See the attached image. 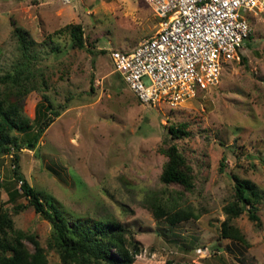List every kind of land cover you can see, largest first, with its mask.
Masks as SVG:
<instances>
[{"label": "rangeland", "instance_id": "1", "mask_svg": "<svg viewBox=\"0 0 264 264\" xmlns=\"http://www.w3.org/2000/svg\"><path fill=\"white\" fill-rule=\"evenodd\" d=\"M247 18L250 34L242 55L223 62L217 85L175 106H150L128 89L110 58L111 50L133 49L159 28L143 0H0V97L16 88L6 76L26 64L33 85L22 112L30 129L45 97L60 112L34 149L18 151L29 184L52 199L70 224L111 219L128 227L141 247L132 264H264V6ZM77 24L81 48L72 45L69 33ZM14 27L26 32L27 55ZM182 123L188 135L172 138L168 127ZM172 144L191 167L190 190L159 179L166 161L161 150ZM11 168L10 156L0 155V212L8 213L15 229L35 236L47 264H61L47 248L51 223L22 194L12 198L3 188L12 186ZM232 175L260 190V223L246 211L225 215ZM157 202L190 216L170 225L153 216ZM224 220L239 239L223 237Z\"/></svg>", "mask_w": 264, "mask_h": 264}, {"label": "trees", "instance_id": "2", "mask_svg": "<svg viewBox=\"0 0 264 264\" xmlns=\"http://www.w3.org/2000/svg\"><path fill=\"white\" fill-rule=\"evenodd\" d=\"M13 32L19 46L27 55L30 41L26 32L19 27H14ZM69 33L72 45L83 47L81 25L71 26ZM27 71L28 66L25 64L23 68L17 70L16 75H7L6 78L11 79L16 88L9 89L0 97V155L10 156L12 161L10 180L13 182L11 187L4 184L3 188L5 187L12 198L22 194L27 199V204L51 223L53 231L47 242V248L54 249L58 253L61 264H132L141 247L128 227L111 219L92 223L78 219L70 224L57 204L52 199H43L42 193L31 186L21 172L18 151L21 148L34 149L46 128L60 114L58 109H52L51 102L45 97L46 105L38 106L33 118L35 125L32 130L30 129V120L22 112L25 94L33 85L32 73L25 74ZM22 74L27 77L24 82L20 81L19 76ZM184 125L182 123L179 126L168 127L172 138L188 135ZM14 131H21L26 137L22 140L12 134ZM161 152L166 156V161L159 176L160 181L165 185H178L184 190H190L193 187L192 170L176 145L172 144ZM232 178L234 179L233 198L223 207L225 215L229 218L238 217L246 211L249 220L260 223L257 214L261 200L260 190L249 179H239L235 175H232ZM1 180L0 186L3 185ZM151 211L155 218L163 217L170 225H176L190 216L183 210L169 211L159 202L151 205ZM221 224L223 237L240 238L236 232H233L235 229L227 225L226 220ZM23 239H27L32 244V250L27 248ZM44 251L34 235L15 229L8 213L0 212V264H47ZM164 264L195 263L166 259Z\"/></svg>", "mask_w": 264, "mask_h": 264}, {"label": "built area", "instance_id": "3", "mask_svg": "<svg viewBox=\"0 0 264 264\" xmlns=\"http://www.w3.org/2000/svg\"><path fill=\"white\" fill-rule=\"evenodd\" d=\"M143 1L159 28L133 49L111 50L110 58L128 89L150 106H175L217 85L223 62L242 55L247 15L264 6V0Z\"/></svg>", "mask_w": 264, "mask_h": 264}]
</instances>
